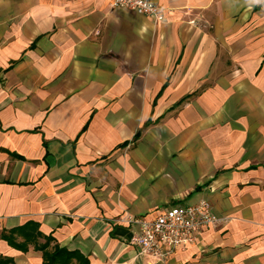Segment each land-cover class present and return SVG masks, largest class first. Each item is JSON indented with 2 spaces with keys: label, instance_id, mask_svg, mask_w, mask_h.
Segmentation results:
<instances>
[{
  "label": "crops",
  "instance_id": "1",
  "mask_svg": "<svg viewBox=\"0 0 264 264\" xmlns=\"http://www.w3.org/2000/svg\"><path fill=\"white\" fill-rule=\"evenodd\" d=\"M151 1L164 22L0 0V234L35 223L87 264H264V3ZM203 200L227 221L195 244H129V220ZM0 257L43 264L2 239Z\"/></svg>",
  "mask_w": 264,
  "mask_h": 264
},
{
  "label": "built area",
  "instance_id": "2",
  "mask_svg": "<svg viewBox=\"0 0 264 264\" xmlns=\"http://www.w3.org/2000/svg\"><path fill=\"white\" fill-rule=\"evenodd\" d=\"M110 5L113 9L131 10L154 23L164 22L166 18V9L151 0H110ZM226 221L215 216L205 200L192 205H174L154 219L129 220L133 228L129 244L138 249L140 256L166 260L175 251L195 244L204 229Z\"/></svg>",
  "mask_w": 264,
  "mask_h": 264
},
{
  "label": "trees",
  "instance_id": "3",
  "mask_svg": "<svg viewBox=\"0 0 264 264\" xmlns=\"http://www.w3.org/2000/svg\"><path fill=\"white\" fill-rule=\"evenodd\" d=\"M38 226L35 223H27L21 228L3 231L0 239L6 241L11 247L22 252L27 251L28 245H33L36 251L41 252L43 264H87V261L78 252H69L58 246L50 247L52 239L42 236L38 232ZM17 237H21L23 242L16 243ZM44 239V243H39ZM0 264H13L11 259L1 258Z\"/></svg>",
  "mask_w": 264,
  "mask_h": 264
},
{
  "label": "clouds",
  "instance_id": "4",
  "mask_svg": "<svg viewBox=\"0 0 264 264\" xmlns=\"http://www.w3.org/2000/svg\"><path fill=\"white\" fill-rule=\"evenodd\" d=\"M253 2L256 4H261V3H264V0H253Z\"/></svg>",
  "mask_w": 264,
  "mask_h": 264
}]
</instances>
